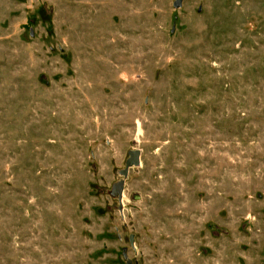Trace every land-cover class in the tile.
Listing matches in <instances>:
<instances>
[{
    "label": "rangeland",
    "instance_id": "rangeland-1",
    "mask_svg": "<svg viewBox=\"0 0 264 264\" xmlns=\"http://www.w3.org/2000/svg\"><path fill=\"white\" fill-rule=\"evenodd\" d=\"M173 2L0 0V264H264V0Z\"/></svg>",
    "mask_w": 264,
    "mask_h": 264
},
{
    "label": "water",
    "instance_id": "water-1",
    "mask_svg": "<svg viewBox=\"0 0 264 264\" xmlns=\"http://www.w3.org/2000/svg\"><path fill=\"white\" fill-rule=\"evenodd\" d=\"M182 4V0H174L173 2V7L175 8H178L180 7ZM137 162V153L134 152L132 153V158H130L129 160V163L128 164H131V163H136ZM122 187H123V182L121 181L118 185V188H117V193L119 195V198H120V195H121V192H122ZM121 205V204H120ZM121 208V207H120ZM131 242H132V239H131Z\"/></svg>",
    "mask_w": 264,
    "mask_h": 264
}]
</instances>
